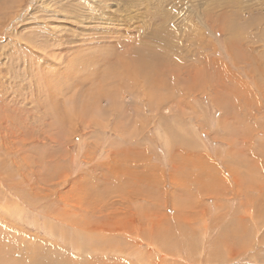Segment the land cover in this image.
<instances>
[{"label":"rangeland","instance_id":"1","mask_svg":"<svg viewBox=\"0 0 264 264\" xmlns=\"http://www.w3.org/2000/svg\"><path fill=\"white\" fill-rule=\"evenodd\" d=\"M142 255L264 264V0H0V262Z\"/></svg>","mask_w":264,"mask_h":264},{"label":"bare ground","instance_id":"2","mask_svg":"<svg viewBox=\"0 0 264 264\" xmlns=\"http://www.w3.org/2000/svg\"><path fill=\"white\" fill-rule=\"evenodd\" d=\"M57 53V52H56ZM151 53V52H150ZM152 54V53H151ZM150 55V54H149ZM137 56V55H136ZM135 56V57H136ZM156 56V55H155ZM123 58H124V56H123ZM126 58V57H125ZM133 59H134V57H132ZM80 62V61H79ZM123 62V61H122ZM126 62V61H125ZM131 62V61H130ZM135 62V61H134ZM85 63V62H84ZM88 63V62H87ZM120 63V62H119ZM124 63V62H123ZM141 64V63H140ZM151 64V63H150ZM86 65V64H85ZM124 65V64H123ZM138 65V64H137ZM80 67V66H79ZM146 68V67H145ZM178 73V72H177ZM150 75V74H149ZM148 75V76H149ZM162 136H164V135H162ZM167 137V136H166ZM165 142H166V140H165ZM206 150V149H205ZM5 201H2V205H1V207H3L4 205L6 206L5 208H6V210L8 211V212H12L13 211V213L15 212V214H17V212H23V211H21L20 209H19V206H17V205H13V207L12 206H8L7 204H4L3 205V203H4ZM16 204V203H15ZM18 204V203H17ZM44 213V212H43ZM18 215V214H17ZM63 217V216H62ZM65 217V216H64ZM30 220V221H29ZM29 222H34V224H36L37 222H39V218H37V217H35V216H33V217H30L29 218ZM43 223V224H42ZM42 223L40 224V226H38V227H40L44 232H46V234H53V230L47 225V223H45V222H43L42 221ZM33 224V225H34ZM38 224V223H37ZM36 224V225H37ZM55 234V233H54ZM58 234H61V233H58ZM59 236H61L62 237V234L61 235H59ZM60 237V238H61ZM42 242L40 241V244H41ZM143 243V242H142ZM30 245V244H29ZM44 245V244H43ZM46 245V244H45ZM31 246V248H36L37 247V245H35V244H32V245H30ZM43 247V246H42ZM4 251H6L5 249H4ZM4 254V253H3ZM33 254L34 253H32V256H33ZM144 254V253H143ZM35 255V254H34ZM136 255H138V251H137V254ZM3 256V255H2ZM8 257H6L5 258V260L7 259ZM145 257H144V255H142V259H139V261L141 260V261H143V262H145V264H151L150 262H149V260H145L144 259ZM0 259H2V257H0ZM1 261V260H0ZM151 261V260H150ZM23 262H24V260H23ZM113 263V262H112ZM0 264H2L1 262H0ZM6 264V263H5ZM7 264H15V262L13 263V261L12 262H9L8 263V259H7ZM63 264V263H62ZM161 264H162V262H161Z\"/></svg>","mask_w":264,"mask_h":264}]
</instances>
